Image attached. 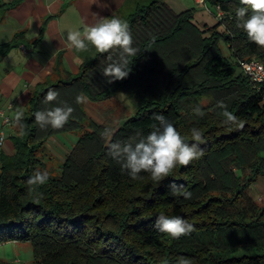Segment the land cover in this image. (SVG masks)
I'll list each match as a JSON object with an SVG mask.
<instances>
[{"label": "trees", "instance_id": "obj_1", "mask_svg": "<svg viewBox=\"0 0 264 264\" xmlns=\"http://www.w3.org/2000/svg\"><path fill=\"white\" fill-rule=\"evenodd\" d=\"M206 4L224 13L212 27L199 24L195 8L178 12L169 0H137L126 17L139 50L129 59L127 77L109 83L101 72L108 52H99L78 73L56 67L55 77L36 86L12 137L14 152H0V244L30 241L31 264H176L182 256L192 264H264V205L249 193L264 177V84L253 83L240 66L243 60L264 63V46L237 24L236 9L251 13L249 5ZM21 38L16 34L13 44L1 46L0 58ZM49 88L58 97L45 102ZM119 94L134 115L113 128L90 119L87 102ZM65 103L74 110L64 126L41 128L34 113ZM226 110L237 120L228 121ZM154 113H164L203 154L178 164L162 181L146 171L134 179L109 148L116 140L147 135L158 124ZM194 127L202 130L201 141L193 140ZM68 133L77 141L57 172L50 163L58 159L46 143ZM36 169L50 173L43 185L27 183ZM173 182L192 197L171 194ZM161 212L183 216L193 230L179 237L160 232L154 223ZM240 248L254 254L238 255Z\"/></svg>", "mask_w": 264, "mask_h": 264}, {"label": "clouds", "instance_id": "obj_2", "mask_svg": "<svg viewBox=\"0 0 264 264\" xmlns=\"http://www.w3.org/2000/svg\"><path fill=\"white\" fill-rule=\"evenodd\" d=\"M251 8L240 6L236 9L238 26L247 33V37L264 46V0H241ZM67 41L70 46L84 50L93 45L98 52H108L105 59L109 62L101 69L104 76L111 83L115 80H122L131 71L129 59L138 53V48L133 44V36L126 20L113 15L111 18L101 19L98 23L88 26L81 34L79 29H69ZM118 51V57L114 58L109 51ZM103 62V59L102 61ZM58 91L49 88L45 94V102L56 100ZM83 96H77V101L83 100ZM73 107L68 104H55L43 110H37L34 115L41 128L49 125L53 128L63 127L69 120ZM201 113V109H194ZM202 114V113H201ZM228 121H236L237 117L226 110ZM24 113L20 110L15 112V121L20 122ZM158 124L147 135H140L139 139L129 138L124 141L116 140L111 143L109 154L116 159L122 170L132 178H141L142 171L150 173L155 181H162L168 177L172 170L178 165H187L190 161L203 154V149L197 143H189L177 129L175 124L168 119L164 113H154ZM242 126V125H241ZM111 129H105V135H110ZM191 136L195 141L203 139L200 128H192ZM47 169H36L34 174L28 177L29 185H43L49 179ZM171 194L188 199L192 192L184 184H171ZM154 227L160 232L167 233L173 237L190 234L193 225L183 216L167 215L161 212L155 220ZM176 264H192V258L180 257Z\"/></svg>", "mask_w": 264, "mask_h": 264}, {"label": "crops", "instance_id": "obj_3", "mask_svg": "<svg viewBox=\"0 0 264 264\" xmlns=\"http://www.w3.org/2000/svg\"><path fill=\"white\" fill-rule=\"evenodd\" d=\"M136 1L0 0V47L13 44L16 34L23 37L17 46L0 58V109H5L10 103L14 105L10 112L12 126H5L0 118V133L5 131L6 141L20 131L22 118L16 122L15 112L25 113L27 102L40 82L50 76L55 77L56 67L76 74L83 62L94 59L99 53L91 44L84 50L70 46L68 30L79 29L83 35L88 26L101 19L113 15L123 19L122 11L132 10ZM22 46L29 47L27 53L22 51ZM60 136L49 138L46 145L62 163L75 142L69 133ZM65 136L70 140L64 139ZM69 141L71 145L65 146ZM0 148L5 151L4 145ZM13 152L14 148L10 154Z\"/></svg>", "mask_w": 264, "mask_h": 264}, {"label": "rangeland", "instance_id": "obj_4", "mask_svg": "<svg viewBox=\"0 0 264 264\" xmlns=\"http://www.w3.org/2000/svg\"><path fill=\"white\" fill-rule=\"evenodd\" d=\"M175 10L180 12L185 8H195L196 18L201 26L212 27L215 25L219 18L216 15V9L211 5H204V2L200 0H169ZM181 3V4H180ZM185 3V4H183ZM128 10H123V19L126 20L128 16ZM223 50L226 55H229L228 48L223 44ZM87 112L92 121L109 128L117 127L122 124L127 118L136 113V109L129 100L123 94L111 98L102 102H87ZM62 135V134H61ZM60 135H56L55 138H60ZM66 137V138H65ZM64 139H68L69 136H65ZM71 139L76 143L77 136L72 135ZM70 140V139H68ZM67 140V141H68ZM69 141L65 146H70ZM73 143V142H72ZM5 153L12 152L14 148L13 139H7L4 143ZM2 148H0L1 152ZM59 161L51 162L50 166L56 168L58 172ZM250 195L255 202L262 207L264 205V177H260L249 190ZM237 254H254V250L250 248H240ZM0 259L7 262H16L20 264H31L34 261L33 248L30 241H8L0 244Z\"/></svg>", "mask_w": 264, "mask_h": 264}, {"label": "built area", "instance_id": "obj_5", "mask_svg": "<svg viewBox=\"0 0 264 264\" xmlns=\"http://www.w3.org/2000/svg\"><path fill=\"white\" fill-rule=\"evenodd\" d=\"M206 5V0H200ZM216 15L221 20L224 17L223 11L220 7H216ZM24 53L28 52V49L25 46L21 47ZM241 69L243 72L250 78L253 83H257L259 86L264 84V63L258 59L243 60L240 62ZM14 109L13 103H10L5 109H0V118L3 120L5 126L13 125V118L10 115V112ZM6 141L5 131L0 133V147L4 145Z\"/></svg>", "mask_w": 264, "mask_h": 264}]
</instances>
